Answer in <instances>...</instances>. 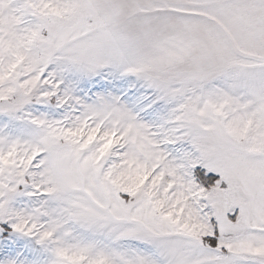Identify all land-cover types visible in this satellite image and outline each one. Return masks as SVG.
Here are the masks:
<instances>
[{"label": "snow or ice", "instance_id": "obj_1", "mask_svg": "<svg viewBox=\"0 0 264 264\" xmlns=\"http://www.w3.org/2000/svg\"><path fill=\"white\" fill-rule=\"evenodd\" d=\"M0 264H264V0H0Z\"/></svg>", "mask_w": 264, "mask_h": 264}]
</instances>
